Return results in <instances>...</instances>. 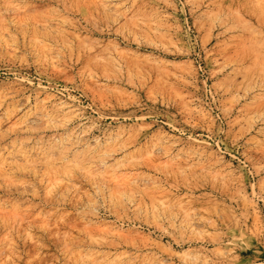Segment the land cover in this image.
<instances>
[{
    "label": "rangeland",
    "instance_id": "rangeland-1",
    "mask_svg": "<svg viewBox=\"0 0 264 264\" xmlns=\"http://www.w3.org/2000/svg\"><path fill=\"white\" fill-rule=\"evenodd\" d=\"M0 264H264V0H0Z\"/></svg>",
    "mask_w": 264,
    "mask_h": 264
}]
</instances>
